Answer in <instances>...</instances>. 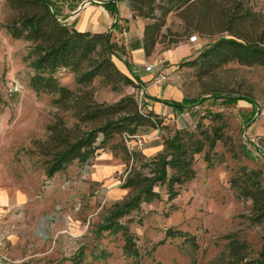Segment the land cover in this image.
Listing matches in <instances>:
<instances>
[{"label":"rangeland","instance_id":"obj_1","mask_svg":"<svg viewBox=\"0 0 264 264\" xmlns=\"http://www.w3.org/2000/svg\"><path fill=\"white\" fill-rule=\"evenodd\" d=\"M246 1L264 16V0ZM8 15L5 0H0V194L5 201L0 206V254L10 260L1 264H222L226 235L231 233L259 248L264 221L250 220L251 201L238 198L229 180L244 166L264 176L263 65L230 61L200 78L193 66L180 62L184 95L200 101L191 108L193 123L201 117L205 124L222 123L229 139L225 145L217 142L213 166H206L203 153L196 156L195 178L184 183L174 199L168 200L158 187L159 200L121 219L139 253L133 258L123 252L120 232L98 229L110 209L127 197L128 189L121 184L132 159L120 146L111 149L121 141L117 136L87 163L74 162L66 171L46 177L37 143L46 139V125L56 115L68 126L73 120L57 109L51 95L29 88L28 42L7 32L3 23ZM161 32L158 43L163 47L195 33L200 46L193 56L218 36L188 32L174 11L165 16ZM112 59L119 68L121 58ZM59 80L75 87V73L60 72ZM133 86L114 91L100 78L91 85L100 102L132 94ZM208 113L220 116L214 120ZM161 115L163 126L153 129L163 140L179 127Z\"/></svg>","mask_w":264,"mask_h":264},{"label":"trees","instance_id":"obj_2","mask_svg":"<svg viewBox=\"0 0 264 264\" xmlns=\"http://www.w3.org/2000/svg\"><path fill=\"white\" fill-rule=\"evenodd\" d=\"M77 1L5 0L9 15L3 26L11 37L28 42L26 60L32 71L29 88L51 95L57 109L69 113L73 120L68 126L61 115H56L55 120L46 125V139L37 143L48 178L66 171L74 162L87 163L112 139L121 138L123 132L134 134L140 127L156 129L163 126V115L150 109L142 110L143 106L138 105L134 94H124L113 102H100L94 98L91 85L96 78L114 91L123 85H134V81L117 68L112 59V56L122 58L130 70V63L122 57V54L126 55V46L120 38L113 37L111 31L79 30L64 19V5L72 9ZM127 1L134 15L148 19L142 32L146 55L151 54L162 35L165 16L174 11L188 32L196 30L201 36L218 33L195 56L183 60L195 68L198 77L210 76L230 61L264 66V16L246 0ZM103 3L114 11L113 0ZM60 72L75 73L74 88L61 84ZM244 98L252 102L249 97ZM159 101L175 108H190L200 103L187 96L181 101ZM208 114L214 120L220 116ZM228 139L222 123L205 124L201 117L191 126L176 128L167 135L162 149L151 157L140 151L130 155L122 140L111 145V149L120 146L132 159V165L121 184L122 188L128 189L127 197L110 209L99 225V232H120L124 240L123 252L137 258L139 253L133 235L121 219L141 210L143 204L159 200L161 191L158 187L163 188L168 200L174 199L181 186L195 178L196 156L203 153L206 166H213L217 142L225 145ZM143 168H147V172ZM229 182L238 198L251 201L250 220L263 222L262 172L244 166L231 176ZM226 239L222 264H264V238L258 249L235 233L226 235Z\"/></svg>","mask_w":264,"mask_h":264},{"label":"crops","instance_id":"obj_3","mask_svg":"<svg viewBox=\"0 0 264 264\" xmlns=\"http://www.w3.org/2000/svg\"><path fill=\"white\" fill-rule=\"evenodd\" d=\"M103 2L79 0L72 9L65 4L63 9L65 20L79 30H110L113 37L120 38L126 46L124 57L130 63V70L122 58L119 69L134 81L132 92L144 87L143 105L146 108L167 115L176 122L178 127L192 125L193 120L190 113L193 107L175 108L159 100L181 101L186 96L182 88L183 66L179 64L181 61L193 57L194 49L198 48L200 44L189 41L188 37L167 47H163L157 42L151 54L146 55L142 46L145 20L132 13L127 0H113L114 11L107 9ZM148 62H154L155 68L166 73L168 80L160 85L155 84L153 73L145 70V64ZM137 133L147 137L141 150L146 157H151L162 149L163 140L155 135L153 128L140 127ZM4 202V197L0 194V206H3Z\"/></svg>","mask_w":264,"mask_h":264},{"label":"built area","instance_id":"obj_4","mask_svg":"<svg viewBox=\"0 0 264 264\" xmlns=\"http://www.w3.org/2000/svg\"><path fill=\"white\" fill-rule=\"evenodd\" d=\"M86 1H90V0H84ZM98 1H107V0H98ZM188 40L191 42H197L198 41V37L195 33L190 34L188 36ZM145 70L147 72H152L153 73V77H154V83L155 84H163L164 82H166L167 77L166 74L158 69L155 68V63L154 62H148L145 64ZM132 94H134L138 105L140 107L143 106V101H144V94H145V88L141 87L139 88L137 91L133 92ZM144 135L138 134V133H134V134H130L127 132H123L121 135V140L123 142V145L125 146L126 151L132 155L134 152H137L139 150H142L145 144L144 141ZM253 142L256 146V149L258 152L263 153L261 151V146L258 144V141L253 139ZM9 262L10 260L4 256L3 254H0V264L1 262Z\"/></svg>","mask_w":264,"mask_h":264},{"label":"water","instance_id":"obj_5","mask_svg":"<svg viewBox=\"0 0 264 264\" xmlns=\"http://www.w3.org/2000/svg\"><path fill=\"white\" fill-rule=\"evenodd\" d=\"M65 19V18H64ZM108 32H110V30H108Z\"/></svg>","mask_w":264,"mask_h":264}]
</instances>
